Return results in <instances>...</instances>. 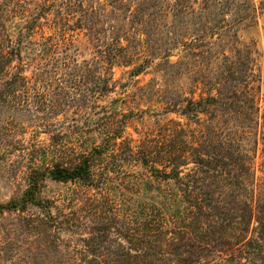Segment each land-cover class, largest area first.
<instances>
[{
    "label": "rangeland",
    "instance_id": "1",
    "mask_svg": "<svg viewBox=\"0 0 264 264\" xmlns=\"http://www.w3.org/2000/svg\"><path fill=\"white\" fill-rule=\"evenodd\" d=\"M109 138L95 185L40 175L41 203L26 200L36 172ZM104 165L118 168L96 187ZM13 203L0 264H113L133 233L162 240L161 264H264V0H0V204Z\"/></svg>",
    "mask_w": 264,
    "mask_h": 264
},
{
    "label": "trees",
    "instance_id": "2",
    "mask_svg": "<svg viewBox=\"0 0 264 264\" xmlns=\"http://www.w3.org/2000/svg\"><path fill=\"white\" fill-rule=\"evenodd\" d=\"M110 135L111 134H109V137H110ZM111 136L114 137V134ZM110 140H111L110 138L107 139L103 143V145L94 147L90 152H88L87 154H84L82 156V159L80 160V162L74 166H68V165H64L62 163H57L52 168H50L48 171L46 170V171L41 172V173L36 172L35 176L33 175L31 177L33 179L32 180V187L28 191L29 196L26 200L33 202V203H37V204L41 203V201L34 200L35 199L34 194L36 193V191L38 189V181H39L38 177L40 175H47L48 174V176H50L54 180L64 182V183L81 182V183H84L85 185H87V184L95 185L96 174L94 173V170H93V167H94L93 162L98 161V158H102L103 155L107 151H108V153L111 152L113 154V150H112L113 144H112V141H110ZM67 148L73 149L74 145L68 144ZM145 154L147 155V153H145ZM145 154H143V155H145ZM146 155H145V157H146L145 163H147V165H149V162L147 159L148 155L147 156ZM232 155H233V153H232ZM243 155L246 156L247 154L242 152V156ZM130 156L133 157V154H130ZM198 157H200L199 160L197 158L198 163H212V160L214 159V158L206 159L202 156H198ZM103 167L104 168H102V171L100 172V176H101L102 180L101 181L97 180V182H99L100 184H96L97 185L96 187L100 186L101 184L109 185L111 182V180H110L111 175H112L111 173L118 168L116 166H113V167L111 166L109 168V167H107V165H104ZM152 167H153L151 170L152 174L155 177H157V179H159L160 181H162V180L163 181H169L170 179H173V180H175L176 183H178V185L180 187H186V189L194 187V185L190 184L189 180L182 178V176L180 175V172H178V171L171 170L170 172H168L167 169H165V170H163V172H161V170H159L158 168H155L154 166H152ZM175 195L176 194L174 192H172V194L170 196L171 198H168V197L166 198L167 195L164 196V198H166V199H163L162 202L165 205L166 209H168V208L172 209V207L174 205H178V207H180L178 203L175 204L176 197H180V196H178V194L176 196ZM186 197L190 202H192V204L195 207H199L198 213H200V210L203 211L202 204L199 202L200 200H199V198L196 197L195 194L190 192V193H187ZM171 199H173L174 203H173V201H171ZM154 205H155L154 203H150V204H147V206H145V211L147 212L148 216L145 218L146 221L145 220H143V221L149 222L151 225L153 223H155L156 221H158L159 219H162V218H158L156 220L158 212L154 213L153 211H151V208H152V210H154V208H155ZM15 207H17L16 203L9 204V205H1L0 204V208L10 209V208H15ZM178 209L179 210H178L177 214H175V216H174L173 223H176L175 219H177V220L180 219V220L184 221L185 223H187L186 222L187 219L185 218L186 215L181 212L182 210L180 208H178ZM194 211L195 210H192V211L190 210L189 214L192 215L194 213ZM159 214L160 213H158V215ZM187 217L190 218V216H188V215H187ZM136 222H139V221L136 220ZM175 225H177V227H178V230H176V232H175L176 235H177V233H180L182 231H183L182 234H185L186 231H184V229L182 227H184L186 224L183 226H178V224H175ZM186 227H189V226H185V228ZM110 230L111 229H110L109 225L106 224L105 229H102L100 233L98 232L99 234L97 233V235L91 237V241H89V245L90 244L91 245L97 244L98 247L101 246V243H102L101 241L104 240V238H102L101 234L102 235H104L105 233L107 234ZM149 234L152 235L153 233L149 232ZM129 239H131V240H129V243H131V246H129L128 249L124 253H122V255L125 256L124 259L117 260L113 264H161L164 261L163 255L165 257H168L169 251L166 249H163L164 246H163L162 240H161V243L159 242L158 239H155V238H153L151 240H143V239L138 240L137 235L135 233L129 234ZM174 243H175V241L169 242L170 245H173ZM166 245H168V243ZM188 246H191V245L190 244H187V245L181 244L180 246L175 245L172 248H174V249L180 248L181 249L182 247H188ZM180 254L181 253H178L176 255H180ZM166 260H169V259H166ZM178 260H179V264H182V263L190 264V258H179ZM105 264H106V262H105ZM108 264H110V263H108Z\"/></svg>",
    "mask_w": 264,
    "mask_h": 264
}]
</instances>
